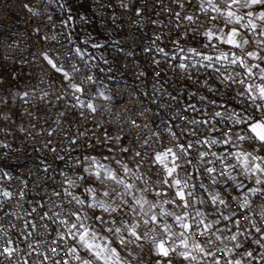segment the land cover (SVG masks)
<instances>
[{
	"label": "snow or ice",
	"instance_id": "obj_1",
	"mask_svg": "<svg viewBox=\"0 0 264 264\" xmlns=\"http://www.w3.org/2000/svg\"><path fill=\"white\" fill-rule=\"evenodd\" d=\"M157 2L163 4V0ZM25 8L31 11L29 5ZM163 10L168 13V24L163 26L183 31L169 41L174 46L171 52L163 47L157 52L176 60L174 70L182 71L186 80L202 89H189L185 94L189 102L179 114L190 127L177 125L179 132L169 128L175 146L148 158L147 165L155 169V178L144 171L147 152H135L140 160L133 157V166L118 154L129 152L127 147H114L121 140L119 136H105L111 141L105 145L110 155L87 153L67 160L56 156L65 166L70 163L71 169L60 170L65 186L53 195L62 196L72 207L65 210L62 204H56L57 210L51 216L46 210L40 219L51 220L64 229L58 238L67 247L57 245L66 257L63 264H146L145 248L155 257L147 264L264 262V225L260 223L264 221V204L258 212L253 211L254 199L264 200V0H171ZM72 20L69 14L61 24ZM193 40L198 47L190 42ZM74 54L84 59L81 48H75ZM42 56L67 82L64 91L75 100L71 107L95 112L93 103L81 99L83 81L73 80L80 74V67L73 65L69 71L48 53ZM86 80L92 83L94 76L88 75ZM28 95L23 93L25 103ZM197 97L204 107L198 108L192 102ZM8 104L7 96L0 95V107L5 108L0 111V121L10 119L5 107ZM0 133H7V127L0 128ZM68 140L70 145L77 143L75 138ZM10 148V144L0 141V149ZM0 157L7 158L8 153L0 151ZM12 179L11 173L0 166V185ZM14 195L0 187L3 198ZM43 207L38 203L32 212ZM238 213L250 227L241 223ZM29 227L34 229L36 225L26 222L25 229ZM30 235L26 232L25 238ZM245 241L262 251L250 250ZM15 244L0 227V257L11 259L19 251Z\"/></svg>",
	"mask_w": 264,
	"mask_h": 264
},
{
	"label": "built area",
	"instance_id": "obj_2",
	"mask_svg": "<svg viewBox=\"0 0 264 264\" xmlns=\"http://www.w3.org/2000/svg\"><path fill=\"white\" fill-rule=\"evenodd\" d=\"M170 4L171 0H163V4L157 0H0V67L20 70L13 125L23 134L19 142H5L10 149H0L8 153L7 158L0 157V166L13 176L0 187L15 194L11 199L0 196V227L19 249L11 259L0 257V264H63L66 259L57 247H67L58 238L64 229L51 220L40 219L46 210L51 216L57 210L56 204H62L65 210L72 207L62 196L53 195L65 186L60 170L71 169V164L65 166L57 155L67 160L69 156L87 154V149H93L89 144L97 148L111 134L151 156L175 146L169 128L179 132L177 125L190 127L179 113L189 102L185 95L189 89H202L186 80L182 71L174 70L176 60L157 52L159 47L171 52L174 46L169 41L183 31L163 26L168 24V13L163 9ZM69 14L73 20L61 24ZM157 36L161 38L157 40ZM190 42L199 46L194 40ZM93 44L100 47L94 48ZM75 48L84 51L83 60L74 54ZM42 53H48L69 71L73 65L80 67V74L73 80L83 81L81 99L93 103L95 112L71 107L75 100L64 91L67 82L51 69ZM88 75L94 76V82H87ZM221 87L233 94L231 89ZM25 92L29 94L27 103L22 99ZM192 102L198 108L205 106L198 97ZM69 137L77 143L70 145ZM52 147L57 152L49 151ZM69 148L76 151H66ZM38 203L44 207L33 213ZM261 204L264 200L255 198L253 211L258 212ZM233 207L238 205L233 202ZM238 218L250 227L243 214L238 213ZM255 219L259 221V217ZM26 222L36 227L26 230ZM260 223L264 225V221ZM26 232H31L27 238Z\"/></svg>",
	"mask_w": 264,
	"mask_h": 264
},
{
	"label": "crops",
	"instance_id": "obj_3",
	"mask_svg": "<svg viewBox=\"0 0 264 264\" xmlns=\"http://www.w3.org/2000/svg\"><path fill=\"white\" fill-rule=\"evenodd\" d=\"M20 86H21V73H20L19 69H8L5 67H0V95L7 96L8 100H9V104L5 107H7V109H9L8 116L10 117V119L7 121H0V128H4L5 126L7 127V133H0V141H3V142H9V141L10 142H19L20 140L23 139L22 132L20 130L16 129L13 125V120L15 118L14 102H15V98H16V95L19 91ZM4 110H5L4 107H0V111H4ZM107 136L112 137L113 139L115 138V136H113L111 134H107ZM109 143H111V141L107 140L106 143L101 144L97 148H93V149L89 148V149H87V153L96 154L98 156H102L105 154L110 155L109 153H107L106 147H105V145H108ZM114 147H116V148L127 147L129 149V152H127V153H118V154L122 155L125 162H128L130 164V166H133L132 165V158L135 157V152L139 151L142 154L144 153L143 151H140V150L134 148L133 146H131L125 139H122V138H121L119 144L114 145ZM219 150H221V149L217 148V151H219ZM149 157L150 156L144 157V162H143L144 163V171L147 172L149 175L153 176V178H155V169L150 170L148 165H147V160ZM135 159L137 161L140 160L139 157H135ZM72 191H77V190L73 189ZM245 245H246V247H249L250 250H251V248H256V253L262 251L261 249H259L255 245H250L249 242ZM143 255L145 257L146 264H147V261L155 259L154 256H151L148 253L147 248H145ZM176 264H179V261H177ZM253 264H256V262L253 261ZM262 264H264V262H262Z\"/></svg>",
	"mask_w": 264,
	"mask_h": 264
},
{
	"label": "rangeland",
	"instance_id": "obj_4",
	"mask_svg": "<svg viewBox=\"0 0 264 264\" xmlns=\"http://www.w3.org/2000/svg\"><path fill=\"white\" fill-rule=\"evenodd\" d=\"M21 1H25V0H21Z\"/></svg>",
	"mask_w": 264,
	"mask_h": 264
}]
</instances>
